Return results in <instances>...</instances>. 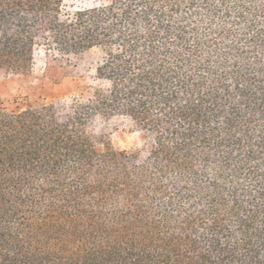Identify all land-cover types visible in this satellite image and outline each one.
Here are the masks:
<instances>
[{
	"label": "trees",
	"instance_id": "1",
	"mask_svg": "<svg viewBox=\"0 0 264 264\" xmlns=\"http://www.w3.org/2000/svg\"><path fill=\"white\" fill-rule=\"evenodd\" d=\"M64 1L0 0V73L100 53L85 95L0 102V264H264V0ZM115 116L145 154L99 147Z\"/></svg>",
	"mask_w": 264,
	"mask_h": 264
},
{
	"label": "rangeland",
	"instance_id": "2",
	"mask_svg": "<svg viewBox=\"0 0 264 264\" xmlns=\"http://www.w3.org/2000/svg\"><path fill=\"white\" fill-rule=\"evenodd\" d=\"M110 0H65L67 10L107 4ZM261 15L262 13H257ZM259 20V19H258ZM248 29H252L250 26ZM249 31V30H248ZM100 53L93 48L85 53V71L81 76H62L56 72L46 73V55L43 47L35 50L34 65L28 73H0V102L9 109H23L30 105L42 103L69 102L74 97L87 93L90 84L95 80V62ZM96 136L101 138L99 147L104 144L117 149L139 150L143 154L153 144L152 134L143 131L126 116L112 118H97L90 128Z\"/></svg>",
	"mask_w": 264,
	"mask_h": 264
}]
</instances>
